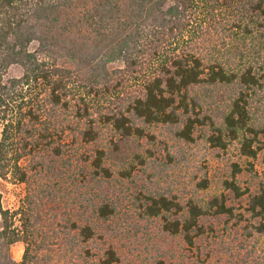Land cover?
Returning a JSON list of instances; mask_svg holds the SVG:
<instances>
[{
  "label": "trees",
  "instance_id": "16d2710c",
  "mask_svg": "<svg viewBox=\"0 0 264 264\" xmlns=\"http://www.w3.org/2000/svg\"><path fill=\"white\" fill-rule=\"evenodd\" d=\"M12 65L22 73L8 75ZM138 77L137 93L119 97L111 111L94 107L91 98L121 91ZM262 89L264 0H0L2 179L29 183L26 160L42 167L45 155L60 157L65 128L82 142L96 141L98 121L123 138H141L154 124L179 125L176 133L186 141L197 126H207L209 145L225 148L237 141L240 153L254 158L264 125L254 123L251 104ZM219 95L222 108L215 113L210 106ZM105 157L106 150L98 149L91 161L93 215L63 225L71 233L40 227V194L48 189L26 190L15 210L4 208L0 195V264L86 260L91 253L82 243L94 236L96 220L113 212L102 183L111 176ZM225 184L242 194L233 180ZM259 190L250 208L263 216L264 184ZM148 200L147 214L162 217L164 230L180 233L189 244L200 216L230 212L222 199L205 207L191 199L184 218L168 219L167 213L180 209L177 201L164 195ZM256 229L264 234V221ZM16 242L24 245L19 263L10 253ZM99 260L110 264L119 257L109 248Z\"/></svg>",
  "mask_w": 264,
  "mask_h": 264
},
{
  "label": "rangeland",
  "instance_id": "374dc122",
  "mask_svg": "<svg viewBox=\"0 0 264 264\" xmlns=\"http://www.w3.org/2000/svg\"><path fill=\"white\" fill-rule=\"evenodd\" d=\"M36 47L35 42L30 49ZM21 73L19 65L8 70L10 76ZM138 80L139 77L131 79L121 91L91 98L94 107L102 111L113 109L119 97L137 93ZM259 92L253 97L251 115L262 128L264 89ZM220 100L221 95L212 100L210 109H215V113L216 108H222ZM66 115L71 118L69 113ZM72 123L76 125L73 118ZM96 128L100 137L90 143L72 137L70 129L65 128L66 132L61 133L62 142L66 143L63 154L52 158L45 155L39 159L44 161L42 167L35 166L32 159L26 160L29 183L0 178L3 207L17 209L26 190L32 193L42 186L51 195L40 194L41 211L45 214L40 227L48 232L71 233L63 225L69 228L73 220L84 222L93 215L89 205L95 189L91 161L98 149H105L104 165L110 168L111 176L102 183L105 201L112 205L113 212L94 223V236L82 243L91 254L79 264H100L99 259L109 248L119 257L110 264H264V234L256 229L264 215H256L250 208L252 196L264 184V132L258 135L261 149L249 158L240 153L237 141L229 142L225 148L209 145L205 139L210 133L207 126H197L191 141L180 138L176 133L179 125L174 124L146 126L141 138H123L100 121ZM234 165L240 170L235 171ZM227 180H233L242 194L226 187ZM159 195L179 203L180 209L167 213L168 219L184 218L191 199L205 207L219 198L230 212L200 216L199 227L192 230L193 243L189 244L180 233L164 230L162 217L147 214L148 198ZM52 245L54 249L60 246ZM23 250L21 242L12 245L10 253L16 263Z\"/></svg>",
  "mask_w": 264,
  "mask_h": 264
}]
</instances>
